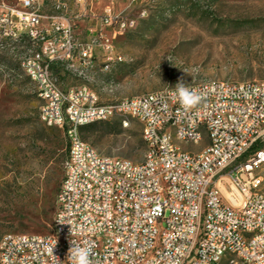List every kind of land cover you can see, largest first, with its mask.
Segmentation results:
<instances>
[{
	"label": "built area",
	"instance_id": "2783aa9c",
	"mask_svg": "<svg viewBox=\"0 0 264 264\" xmlns=\"http://www.w3.org/2000/svg\"><path fill=\"white\" fill-rule=\"evenodd\" d=\"M49 1L0 0V76L8 80L2 58L15 61L21 41H29L34 58L23 64L33 65L40 118L63 130L69 146L53 234L5 235L0 264H72L71 240L91 249L93 264H218L232 252H240L241 264H264V194L254 173L264 151L243 160L264 127V81L192 83L202 101L189 111L175 89L104 103L90 85L120 62L113 42L146 19L148 9L134 18L117 12L112 0L98 15L102 0H72L80 8L72 15L65 0H53L55 14L47 15ZM80 22L88 23L85 40L76 32ZM59 67L80 85L63 88ZM124 113L144 119V142L154 146L141 163L103 156L80 134ZM197 130L209 131L202 153L188 155L173 143L182 135L185 145H196Z\"/></svg>",
	"mask_w": 264,
	"mask_h": 264
},
{
	"label": "rangeland",
	"instance_id": "374dc122",
	"mask_svg": "<svg viewBox=\"0 0 264 264\" xmlns=\"http://www.w3.org/2000/svg\"><path fill=\"white\" fill-rule=\"evenodd\" d=\"M65 1L70 14H79L72 0ZM111 3L102 0L96 6L98 15ZM141 8L148 9L149 16L113 42L121 61L107 73L98 72L97 83L90 85L102 102L175 89L181 77L187 85L264 81V0H152L131 6L129 0L116 2L117 12L134 18ZM46 14H55L53 0ZM76 31L85 36L88 24L78 23ZM2 64L10 68L2 72L8 74L7 81L0 76V241L7 234L50 236L68 140L63 130L42 122L36 86L17 62L2 58ZM54 72L66 88L81 83L64 67ZM124 119L96 123L84 132V141L103 156L141 163L147 151L143 125ZM260 140L264 143V127ZM207 144L205 140L199 147H184L197 153ZM254 173L262 179L264 194V163Z\"/></svg>",
	"mask_w": 264,
	"mask_h": 264
},
{
	"label": "bare ground",
	"instance_id": "6f19581e",
	"mask_svg": "<svg viewBox=\"0 0 264 264\" xmlns=\"http://www.w3.org/2000/svg\"><path fill=\"white\" fill-rule=\"evenodd\" d=\"M21 48H24V49H23V51H21L19 53V55H15V61L17 62L18 66L24 71V74L26 73V75L30 78V80H32L33 65H25V67H24L23 63H27V62H29V60L31 58H34V49L31 48V44H29V41H21ZM119 60L121 61V58H119ZM9 66L10 65H8V67H7V65L2 64V72H5L6 70H8V68H10ZM107 72H109V71H102V73H107ZM11 75H13V74H11ZM11 75L9 74V76H11ZM94 82H96V81H92V84ZM217 83H218V81H216V80H205V81H202L199 83H194V84L196 86H198V88H207L211 84H217ZM225 83H228V82H225ZM33 84L36 86V83H33ZM93 92H96V91L93 90ZM117 101L128 102V98L122 99V100H115V101L113 100L112 102H109V103H115ZM41 102H42V99H41ZM41 111H42V105L40 108V115H41ZM114 118H117V117H112V119H114ZM124 118L137 119V120H139V122L144 127V119H138L136 114L124 113ZM128 126H129V124H128ZM205 140H207L209 143V131L197 130L196 145H194V146H197V147L201 146ZM173 143L177 146H184L185 145V138L182 135H175V136H173ZM200 153H202V151L197 152V153L188 151V155H198ZM146 154H154V146H147ZM1 253H2V245H1V241H0V255H1ZM218 264H241L240 252L226 253V257L223 259H219Z\"/></svg>",
	"mask_w": 264,
	"mask_h": 264
},
{
	"label": "clouds",
	"instance_id": "9594fccd",
	"mask_svg": "<svg viewBox=\"0 0 264 264\" xmlns=\"http://www.w3.org/2000/svg\"><path fill=\"white\" fill-rule=\"evenodd\" d=\"M175 95L183 111H189L193 109L202 101L201 94L188 87L184 82L183 77H181L176 84ZM70 243L71 247L68 251V258L72 261V264H93L90 248L75 246L72 240L70 241Z\"/></svg>",
	"mask_w": 264,
	"mask_h": 264
},
{
	"label": "trees",
	"instance_id": "16d2710c",
	"mask_svg": "<svg viewBox=\"0 0 264 264\" xmlns=\"http://www.w3.org/2000/svg\"><path fill=\"white\" fill-rule=\"evenodd\" d=\"M96 124V123H95ZM95 124H91V125H88V126H85V127H82L81 129H80V134H81V136H82V138H83V134H84V132L87 130V129H90V128H93L94 126H95ZM83 140H84V138H83ZM69 148V146H68V144H67V155H68V149ZM263 149H264V143H263V141L262 140H258L253 146H252V148L250 149V151L248 152V154L244 157V159L243 160H246L249 156H251V155H253V154H255V153H257V152H259V151H263ZM59 192V191H58ZM58 195V194H57Z\"/></svg>",
	"mask_w": 264,
	"mask_h": 264
},
{
	"label": "crops",
	"instance_id": "0c3cea01",
	"mask_svg": "<svg viewBox=\"0 0 264 264\" xmlns=\"http://www.w3.org/2000/svg\"><path fill=\"white\" fill-rule=\"evenodd\" d=\"M88 24V23H87ZM92 25H97V21L95 22V21H93L92 22ZM77 32V34L79 35V37H80V39H82V40H85V39H87V35H88V32H86V35L84 36V35H82L80 32H78V31H76ZM62 84V86H63V88H66V87H64V84L65 83H61ZM66 89H68V88H66Z\"/></svg>",
	"mask_w": 264,
	"mask_h": 264
}]
</instances>
